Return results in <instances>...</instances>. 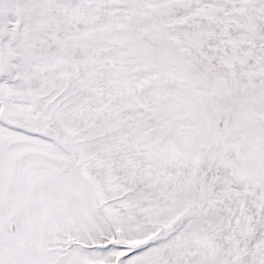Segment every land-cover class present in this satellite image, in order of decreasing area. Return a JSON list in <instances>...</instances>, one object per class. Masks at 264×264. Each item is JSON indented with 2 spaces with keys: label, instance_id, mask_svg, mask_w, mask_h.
Here are the masks:
<instances>
[{
  "label": "rangeland",
  "instance_id": "374dc122",
  "mask_svg": "<svg viewBox=\"0 0 264 264\" xmlns=\"http://www.w3.org/2000/svg\"><path fill=\"white\" fill-rule=\"evenodd\" d=\"M0 264H264V0H0Z\"/></svg>",
  "mask_w": 264,
  "mask_h": 264
}]
</instances>
